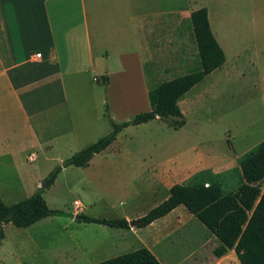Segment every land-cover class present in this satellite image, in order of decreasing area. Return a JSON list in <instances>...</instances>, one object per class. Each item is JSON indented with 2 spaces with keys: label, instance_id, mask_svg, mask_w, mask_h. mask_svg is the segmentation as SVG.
<instances>
[{
  "label": "crops",
  "instance_id": "crops-1",
  "mask_svg": "<svg viewBox=\"0 0 264 264\" xmlns=\"http://www.w3.org/2000/svg\"><path fill=\"white\" fill-rule=\"evenodd\" d=\"M202 7L226 61L188 93L194 104L204 97L210 105L228 90L231 97L239 96L240 82L248 76L255 81L264 49L256 31L261 23L234 15L226 0H0V197L7 204L29 197L49 174L52 164L41 173L22 162L23 155L28 163L41 157L52 161L59 152L73 155L110 131L107 105L116 121L130 120L150 110V89L196 70L200 62L192 12ZM177 68L184 71L178 75ZM155 121L161 119L139 125ZM226 138L231 142L234 136ZM117 140L87 167H78L80 214L133 222L165 201L174 184L198 172L177 163L119 160L125 150L113 148ZM61 210L68 215H50L28 227L7 224L0 264L7 244L15 243L8 236L13 226L36 234L30 235L36 245L47 238L49 244L42 246L67 252L63 264H97L142 247L162 264H241L234 250L214 254L217 239L183 204L148 226L129 229L79 222L73 203ZM189 223L202 231L201 243L180 234ZM58 261L53 264H62Z\"/></svg>",
  "mask_w": 264,
  "mask_h": 264
},
{
  "label": "trees",
  "instance_id": "trees-1",
  "mask_svg": "<svg viewBox=\"0 0 264 264\" xmlns=\"http://www.w3.org/2000/svg\"><path fill=\"white\" fill-rule=\"evenodd\" d=\"M192 24L199 49V67L150 89V110L138 113L130 120L116 121L107 105L105 112L110 131L56 165L44 179L49 181L48 187L63 168L71 165L87 167L96 154L113 144L129 126L158 117L170 120L168 124L175 130L186 124L180 100L226 61L225 52L211 29L206 7L192 12ZM108 82V76L104 75L103 83ZM230 171L238 175L236 185L225 178L226 174L200 171L190 181L174 184L165 201L133 222L126 218H97L86 214H78L76 219L126 229L132 225L145 227L183 204L217 239L218 244L213 250L217 257L234 250L241 264H264V140L240 156L238 166ZM44 191L39 187L31 196L12 204L0 197V240L5 237V226L9 223L28 227L50 215H68L64 210L51 208ZM97 264L162 263L149 248L142 247Z\"/></svg>",
  "mask_w": 264,
  "mask_h": 264
},
{
  "label": "rangeland",
  "instance_id": "rangeland-1",
  "mask_svg": "<svg viewBox=\"0 0 264 264\" xmlns=\"http://www.w3.org/2000/svg\"><path fill=\"white\" fill-rule=\"evenodd\" d=\"M183 1L177 0V2ZM226 3L238 13L234 15L244 18L254 17L258 20L261 28L257 27L256 31L264 40V0H226ZM259 60L260 66L253 74L255 81L252 82L249 76L241 81L243 87L239 90V96L231 97L228 90L219 103L207 105L204 97L194 104L190 98L191 93L186 94L182 99L186 124L180 129L175 130L169 126L170 120L129 127L120 135L113 147L125 150L118 159L122 161L145 159L170 164L177 163V166L192 167L190 169L192 172L223 173L226 174L225 178L230 179L231 183L236 185L238 175H234L230 170L238 166L237 153L243 154L245 149L253 148L264 139V49L260 52ZM198 62H200L199 57ZM182 71L184 70L177 68L178 75ZM200 86L202 85L198 84L195 88ZM191 90L189 92H192ZM228 133L234 136L232 143L226 138ZM23 156L22 162L28 166L37 167L42 173L52 164L51 171L71 154L69 152L54 153L52 161L41 157L30 163L27 157ZM61 157L62 161H60ZM79 169L73 166L68 167L54 185L45 188L44 192L49 206L66 210L72 208V203L78 194L75 183ZM194 175L184 182L190 181ZM177 180L181 179L177 178ZM43 183L44 181L41 185ZM195 220L200 226H204L197 218ZM12 228L8 231L9 242L14 241L15 243L13 246L11 242L7 244L5 252L1 253L6 255L3 264H53L55 259L63 264L66 261L67 252L49 249L50 246H42L49 244L47 238L38 241V245L41 246L38 248V245L30 239V235L36 234L32 231H16L15 226ZM59 233L63 232L59 230ZM180 234L182 236L188 234L191 243H201L202 231L193 223L186 225ZM210 237L212 235L207 231L206 240L209 249L212 248L209 243ZM182 241L186 245L187 241ZM11 252H14L12 263L9 262ZM55 264L58 263L55 262Z\"/></svg>",
  "mask_w": 264,
  "mask_h": 264
},
{
  "label": "built area",
  "instance_id": "built-area-1",
  "mask_svg": "<svg viewBox=\"0 0 264 264\" xmlns=\"http://www.w3.org/2000/svg\"><path fill=\"white\" fill-rule=\"evenodd\" d=\"M38 56H41V53H38ZM30 158H31V156H30ZM73 207L75 209V213L80 214L84 208V205L80 199H75L73 202Z\"/></svg>",
  "mask_w": 264,
  "mask_h": 264
},
{
  "label": "water",
  "instance_id": "water-1",
  "mask_svg": "<svg viewBox=\"0 0 264 264\" xmlns=\"http://www.w3.org/2000/svg\"><path fill=\"white\" fill-rule=\"evenodd\" d=\"M49 185V181L48 180H46L43 184H42V188H47V186Z\"/></svg>",
  "mask_w": 264,
  "mask_h": 264
}]
</instances>
